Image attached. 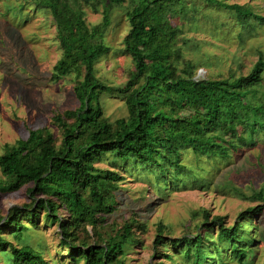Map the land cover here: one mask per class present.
I'll return each mask as SVG.
<instances>
[{"label":"trees","instance_id":"1","mask_svg":"<svg viewBox=\"0 0 264 264\" xmlns=\"http://www.w3.org/2000/svg\"><path fill=\"white\" fill-rule=\"evenodd\" d=\"M25 7L48 16L53 25L61 57L50 81L73 76L77 107L53 114L58 136L49 127L28 129L26 139L3 146L0 193L26 187L29 202L0 215V253L6 264H52L25 236V225L37 228L42 214L44 226H57L59 244L74 264H127L147 227L140 211L115 219L125 180L118 170L151 175L147 183L158 195L200 189L206 180L183 162L187 151L195 161L228 162L264 135V54L258 53L246 75L230 71L218 79L200 78L198 67H209L184 57L197 41L183 39L175 21L197 24L194 18L204 16L200 7L210 9L216 14L210 21L214 31L243 43L264 26V16L249 3L225 0H19L6 12L19 17ZM86 9L100 12V23L87 24ZM116 9L127 25L119 52L130 57L132 71L123 86L113 87L97 79L96 64L110 50L104 37ZM103 95L121 98L127 115L109 122ZM102 162L108 167H99ZM252 197L263 206L239 213L232 225L221 216L209 220L204 211L194 235L165 239V227L158 224L152 264H225V254L236 264H252L257 241L247 222L257 219L259 237L264 236V190ZM142 209L149 211L150 204L143 201Z\"/></svg>","mask_w":264,"mask_h":264},{"label":"rangeland","instance_id":"2","mask_svg":"<svg viewBox=\"0 0 264 264\" xmlns=\"http://www.w3.org/2000/svg\"><path fill=\"white\" fill-rule=\"evenodd\" d=\"M225 1L239 5L249 3L256 14L264 16V0ZM18 3L19 0H0V156L5 144L12 145L17 140L26 139L28 129L49 127L58 136L56 129L51 126L53 114L77 107L72 90L73 83L70 82L73 76L57 84L50 81L52 68L61 57V52L55 40V29L48 16L39 12L33 13L27 7L19 17L6 12L7 8L13 9ZM200 8L199 11L204 16L200 19L194 18L197 24H192L187 19L175 21L183 39L197 41L193 43L196 47L190 45L184 57L198 64L208 65L209 68L198 67L200 78L218 79L226 77L230 71L236 75H246L258 60V53L264 54V26L256 29L254 38L252 36L240 43L235 39L236 36L234 38L226 33L217 34L210 23L216 14L210 9L204 12V8ZM116 10L104 37L110 50L96 64L97 79L104 85L113 87L123 86L132 71L130 57L119 52L127 25L123 13ZM85 13L87 24L100 23V12L93 13L86 9ZM229 37L234 40L219 43L228 42ZM101 105L109 122L127 115L123 100L117 96L103 95ZM183 162L196 169L203 180H206L203 188L168 189L158 195L147 183L152 181L151 175L126 174L124 169L118 170L125 173L122 174L125 180L121 184L122 200L115 219L124 221L131 212L140 211L139 214L144 219L142 222L147 227L145 234L139 233L141 246H134L127 256V264L153 263L155 258L152 259L151 246L158 224L166 228L165 239H178L184 235L195 234L196 227L202 222L204 211L209 213V220L221 216L225 217L227 225H232L239 213L257 205L263 206L252 195L264 190V135L253 146L245 148L235 157L232 156L228 162L212 161L203 157L195 161L189 151L183 155ZM98 165L102 168L108 167L107 162ZM143 195L146 198L141 200ZM143 201L150 204L147 212L142 209ZM28 202L26 187L14 193H0V215H6L12 207ZM257 222L256 219L255 224ZM38 223L37 228L25 225L28 227L25 233L29 238L27 242L38 248L49 263L74 264L69 259L67 249L59 244L57 226H44L42 214ZM247 223L249 232L253 233L257 241L253 245V250L257 252L252 264H263L264 236L259 237L258 234L262 227L256 224L258 228H251L250 225H256L253 222ZM3 237L17 245L11 236L4 234ZM160 249L163 250L161 247ZM224 258L225 264H236L228 254ZM4 261L6 259L0 253V264H6Z\"/></svg>","mask_w":264,"mask_h":264}]
</instances>
